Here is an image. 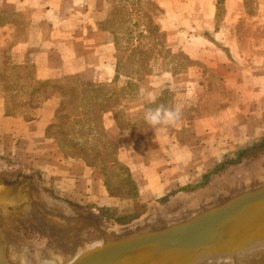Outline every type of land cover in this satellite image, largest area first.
I'll return each mask as SVG.
<instances>
[{"label": "crops", "instance_id": "0c3cea01", "mask_svg": "<svg viewBox=\"0 0 264 264\" xmlns=\"http://www.w3.org/2000/svg\"><path fill=\"white\" fill-rule=\"evenodd\" d=\"M155 2L165 46L134 51L100 26L114 0H0V150L43 188L133 214L264 138V0ZM158 104L180 121L149 126ZM86 142L116 148L136 195L113 191Z\"/></svg>", "mask_w": 264, "mask_h": 264}, {"label": "water", "instance_id": "95a60500", "mask_svg": "<svg viewBox=\"0 0 264 264\" xmlns=\"http://www.w3.org/2000/svg\"><path fill=\"white\" fill-rule=\"evenodd\" d=\"M258 183L243 189L234 187L182 214H157L117 232L102 228L95 216L56 201L59 208L37 200L42 211L39 214L33 210V201L37 192L45 193L34 178L20 174L8 180L0 175V210L32 213L39 225L46 227L54 245H61L69 257L77 247L68 260L55 248L38 250L31 238L13 230L5 232L0 226V264H24L25 257L30 261L53 257L63 264H217L224 258L236 264L240 256L262 249L249 247L264 241V182ZM158 215L166 218L151 220ZM76 239L82 241L77 246ZM12 247L19 249L15 259L10 254Z\"/></svg>", "mask_w": 264, "mask_h": 264}, {"label": "rangeland", "instance_id": "374dc122", "mask_svg": "<svg viewBox=\"0 0 264 264\" xmlns=\"http://www.w3.org/2000/svg\"><path fill=\"white\" fill-rule=\"evenodd\" d=\"M145 1V5L140 6L137 0H114V7L124 9L122 11L126 12V24L129 26V29H132L129 38L127 34L128 41L126 45L128 49L133 48L134 51L140 46H143V48L144 46H147V50L154 49V45H158L159 43H162L163 46H165L164 33L161 31L159 23L161 11L158 9L155 0ZM116 14L117 13H115L114 18L111 17L109 21L106 20L105 15V17L99 21L100 26L103 28H111L117 32V27L122 26V16L120 14ZM122 30L123 29L120 31L122 32ZM163 50L168 51L169 49H165L163 47ZM156 56L158 59V55ZM169 56L170 55H167L168 58ZM162 57L165 56L163 55ZM164 62L166 61L164 60ZM130 73L128 74L131 75ZM123 80L124 79H122L120 83H122ZM258 142H261L260 146L262 147L264 145V138ZM86 143L87 144H85V146L89 147L81 150L82 152L78 153H81L83 156L88 158L89 161H92V163H97L104 167L105 173L108 175V183L113 191L122 193L129 189L136 195L137 187L132 180L128 169L124 165L115 162L117 151L116 148L109 142H103V147L100 146L102 143H98V146L100 147H97V149H91L92 142H90V144L88 142ZM1 151L2 150H0V175L4 176L8 180H14L20 174L32 176L36 184L42 188L43 192L49 199L54 200L73 211H81L95 216L102 228L117 232H122L132 228L138 223L144 222L157 214L176 213L181 208L184 209L186 204H190L191 202L192 203L190 206H192L200 198L224 190L233 182L244 178L253 170L255 163L257 164L258 161L260 162L264 160V147H259L257 149L243 148L228 150L225 158L222 160V163L212 167L207 173L205 179H202L197 184L189 185L188 193H181V191H184L186 188H180L171 197H166L162 200L145 203L139 206V209L136 213L120 214L118 209H92L89 206L79 202L61 197L57 194V192H55V189H53L51 186L49 187V185H47L48 187L43 188L41 186V174L39 178L38 174H35L32 171H27L24 167L15 164L12 157L8 156V154L5 155L1 153ZM242 151H245V153L241 154ZM240 170L243 171L244 174L237 177L236 173H238ZM110 174H114V177H110ZM235 175L236 178H234Z\"/></svg>", "mask_w": 264, "mask_h": 264}, {"label": "bare ground", "instance_id": "6f19581e", "mask_svg": "<svg viewBox=\"0 0 264 264\" xmlns=\"http://www.w3.org/2000/svg\"><path fill=\"white\" fill-rule=\"evenodd\" d=\"M246 171H248V170H246ZM236 174H237V177H239V176H241L244 173H243V171L240 170ZM234 178H236V175H235ZM258 182L259 183H263L264 182V160L260 161V162L258 161L257 164L255 163V166L253 167V170L247 176H245L244 178H242L240 180H237V181L233 182L230 186H228L224 190L216 192L215 194H211L210 196H205L203 198H200L192 206H190L192 202L190 204H186L185 207H187V206H190V207H188V208L184 207V209L181 208L179 211L176 212V214H172L170 216H175L177 214H182V213H184L186 211L191 210L195 206H197L199 204H202V203L206 202L207 200H210L211 198L220 197V196L224 195L226 192L230 191L234 187H236L234 189H239V188L243 189V188H245L247 186H250V184L253 185L254 183L256 184ZM236 191H238V190H236ZM35 196H36V198L33 201V208H34L33 210H35L37 213H39V214L42 213L39 201L43 202V204H46V205H48V206H50L52 208H59V207H57L59 204L57 205V203L55 201L53 202L52 200L47 198L42 193L37 192L35 194ZM37 200H39V201H37ZM163 218H166V217L163 216V215H158V216H156L155 218H153L151 220H161ZM0 226H1V228L3 230L4 229L6 230L5 232H9V231L13 230V232L20 233L25 238H31L33 240V242H34L35 247L38 250L39 249L40 250H45V249H48V248L50 249V248L53 247L57 251H59V253H61V255H63L65 258L69 257V253L66 251V249L62 248L61 245H58V244L54 245V244H56V242L53 241V238L46 233V230H45L46 227L45 226H40L37 217L33 216L32 213L28 214V212H26V211L24 212V210H22L19 213H17V212H9V210L8 211L7 210H0ZM76 241H78L76 246L78 244H80V242H82L80 239H76L74 241V244L76 243ZM76 250H77V247L73 249L72 255L75 254ZM18 251H19L18 247H12L11 248V253H10L11 257L15 259L16 255L18 254ZM70 257L68 258V260L70 259ZM258 257L264 258V249H259V250L258 249H254V250L248 252L247 254H244V255L240 256V258L237 260V263L239 261H240L239 264H244L246 261H248L250 263H255L257 261H260V262L264 263V259L261 260ZM30 260H31V258L28 259V258L25 257V259H24L25 263L24 264H26V263H28V264H63V260L61 262L60 261L58 262L53 257L41 258L39 260L37 259V261H30ZM211 263H214V262H211ZM211 263H209V264H211Z\"/></svg>", "mask_w": 264, "mask_h": 264}, {"label": "clouds", "instance_id": "9594fccd", "mask_svg": "<svg viewBox=\"0 0 264 264\" xmlns=\"http://www.w3.org/2000/svg\"><path fill=\"white\" fill-rule=\"evenodd\" d=\"M155 103V100L152 101ZM182 116V106H166L158 104L155 107H148L143 114V120L151 127L157 126H175L180 121ZM249 247H256L264 249V241H255ZM218 264H231L227 258L221 259Z\"/></svg>", "mask_w": 264, "mask_h": 264}, {"label": "trees", "instance_id": "16d2710c", "mask_svg": "<svg viewBox=\"0 0 264 264\" xmlns=\"http://www.w3.org/2000/svg\"><path fill=\"white\" fill-rule=\"evenodd\" d=\"M137 2L140 3V2H146V1L145 0H137ZM122 10H124V9H120V8H116V7L112 8V10H110L108 12V15L106 17V20L109 21L111 17L114 18L115 13H117L116 15L120 14L122 16V17L120 16L122 18V26L121 27H117L116 26L117 27V32L115 30H112L111 28H105V29H110L112 32H114L116 34V36H117L118 32L121 33V35L122 34H128V38H129L130 32L132 31V29H129V26L126 24L127 23V18L125 17L126 16V12H123ZM121 29H123L122 32L120 31ZM260 145H261V142H258L255 145H253L252 147L247 148V149H254V148L257 149L259 147L260 148L264 147V145L262 147ZM244 153H245V151L241 152V154H244Z\"/></svg>", "mask_w": 264, "mask_h": 264}]
</instances>
